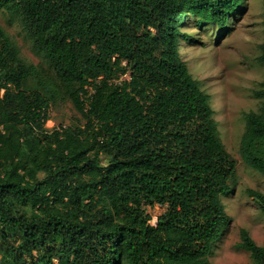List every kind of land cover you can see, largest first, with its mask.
I'll list each match as a JSON object with an SVG mask.
<instances>
[{
  "label": "trees",
  "instance_id": "16d2710c",
  "mask_svg": "<svg viewBox=\"0 0 264 264\" xmlns=\"http://www.w3.org/2000/svg\"><path fill=\"white\" fill-rule=\"evenodd\" d=\"M240 1L0 0L51 71L0 26V264H212L236 165L178 25L188 13L223 28ZM252 93L239 154L264 177V80ZM59 99L81 125L45 127ZM248 193L264 215V194ZM239 235L264 264V247Z\"/></svg>",
  "mask_w": 264,
  "mask_h": 264
},
{
  "label": "rangeland",
  "instance_id": "374dc122",
  "mask_svg": "<svg viewBox=\"0 0 264 264\" xmlns=\"http://www.w3.org/2000/svg\"><path fill=\"white\" fill-rule=\"evenodd\" d=\"M262 21V0H241L223 28L188 13L178 25L181 32L193 39L179 41V54L188 71L199 80L200 88L209 95L219 138L236 165L235 178L230 183L232 190L222 198L230 220L214 247L212 264H253L249 253L239 247L240 228L264 247V215L256 198L248 193L251 189L264 194V177L245 166L239 154L244 114L260 107V100L252 92L264 80V65L256 60L259 45L264 42ZM0 26L17 46L22 59L50 76L44 57L35 51L18 19L0 9ZM82 123L71 101L59 99L50 105L45 127L50 130ZM161 210L157 204L147 207L150 224L156 223Z\"/></svg>",
  "mask_w": 264,
  "mask_h": 264
},
{
  "label": "built area",
  "instance_id": "2783aa9c",
  "mask_svg": "<svg viewBox=\"0 0 264 264\" xmlns=\"http://www.w3.org/2000/svg\"><path fill=\"white\" fill-rule=\"evenodd\" d=\"M121 78H128V75L125 74L124 76H121ZM91 92H92L91 88L87 87L86 88V93L83 94V96L81 97V99L83 100L84 108L88 107V99L86 97H88Z\"/></svg>",
  "mask_w": 264,
  "mask_h": 264
}]
</instances>
